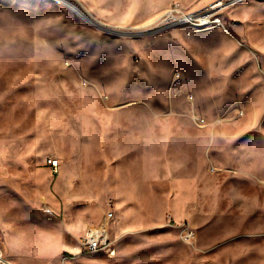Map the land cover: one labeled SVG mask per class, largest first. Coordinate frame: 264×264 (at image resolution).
Listing matches in <instances>:
<instances>
[{
    "label": "rangeland",
    "instance_id": "374dc122",
    "mask_svg": "<svg viewBox=\"0 0 264 264\" xmlns=\"http://www.w3.org/2000/svg\"><path fill=\"white\" fill-rule=\"evenodd\" d=\"M109 209L116 255L66 264H264V0H0V224L77 247Z\"/></svg>",
    "mask_w": 264,
    "mask_h": 264
},
{
    "label": "crops",
    "instance_id": "0c3cea01",
    "mask_svg": "<svg viewBox=\"0 0 264 264\" xmlns=\"http://www.w3.org/2000/svg\"><path fill=\"white\" fill-rule=\"evenodd\" d=\"M105 112L103 114L99 113L98 116L102 121H104V134L101 136V153L104 152V158L109 163V165H116L115 166V172L122 174L121 171H123V146H122V140H123V131L121 124L118 123L120 119H118L120 116H122L121 110L123 109L121 105L117 104H105L103 108H101ZM114 149L113 156L111 155V151ZM27 157H32L31 155H25ZM113 158V160H112ZM59 159V158H58ZM60 161V159H59ZM27 164V163H26ZM25 166V165H24ZM60 167H61V161H60ZM112 167V166H111ZM27 169V165L24 167ZM67 172L68 169L65 167ZM65 171L62 172L61 175H63ZM81 172L80 168L78 173ZM59 182V180H58ZM57 182V183H58ZM80 180L76 178H72V180L69 183V179L64 180V178L60 179L61 188H66L67 190L70 188L71 191H75V187L79 185ZM59 187V183H58ZM253 201L252 205H259L260 199L256 198ZM44 202V201H42ZM89 203V202H88ZM32 203L31 205H33ZM72 204V203H71ZM37 206L36 204H34ZM73 206V205H72ZM36 215H41L45 218L46 221L53 220L52 218H48V213L43 214L41 211H39L38 208H36ZM101 219V218H100ZM1 221V220H0ZM4 221V220H3ZM57 220L54 219V222ZM2 222V221H1ZM88 221L84 225L77 227L78 230L83 229L82 231H85V227L90 225ZM97 222V221H96ZM115 222V221H114ZM0 236H1V245L2 249L4 251L5 256L12 264H66V261H63V253L66 251L76 253L79 249L78 247H75L69 243L67 238V233L64 232L63 234V243L61 248L58 249H48V248H41V249H26L25 245V238L24 233L22 229L15 227L12 224H8L7 222H3L0 224ZM84 227V228H83ZM82 232V234H83ZM81 234V235H82Z\"/></svg>",
    "mask_w": 264,
    "mask_h": 264
},
{
    "label": "built area",
    "instance_id": "2783aa9c",
    "mask_svg": "<svg viewBox=\"0 0 264 264\" xmlns=\"http://www.w3.org/2000/svg\"><path fill=\"white\" fill-rule=\"evenodd\" d=\"M176 11L172 10L168 14L167 20H173V21H178L182 22L180 18L175 14ZM173 16L170 18V16ZM192 15L193 14H189ZM194 20L195 15L193 16ZM197 122L201 124L204 119L197 116ZM47 165L50 167V169L54 173H59L60 171V161L56 157H49L47 159ZM44 211L48 214H52L53 211L52 209L46 205L44 206ZM115 216V213L112 209L107 210L104 215L102 216L101 220L95 225H89L86 227L85 231L83 234L78 238V251L76 253H73L74 255L78 254H92V253H103L107 254L108 256H114L116 255L117 252V247H116V240L112 238V228H111V223L113 222V218ZM0 264H12L7 257L4 254V251L2 249V245L0 242Z\"/></svg>",
    "mask_w": 264,
    "mask_h": 264
},
{
    "label": "bare ground",
    "instance_id": "6f19581e",
    "mask_svg": "<svg viewBox=\"0 0 264 264\" xmlns=\"http://www.w3.org/2000/svg\"><path fill=\"white\" fill-rule=\"evenodd\" d=\"M170 16V15H169ZM194 16V15H193ZM192 15H189V14H185L182 18H180V20L182 21V22H190V21H192V20H194V17H193ZM171 17H173V16H170V18ZM202 19V22H200L199 24H205V23H207V22H209V21H207V19L206 18H201Z\"/></svg>",
    "mask_w": 264,
    "mask_h": 264
},
{
    "label": "water",
    "instance_id": "95a60500",
    "mask_svg": "<svg viewBox=\"0 0 264 264\" xmlns=\"http://www.w3.org/2000/svg\"><path fill=\"white\" fill-rule=\"evenodd\" d=\"M121 34L127 35V33H121Z\"/></svg>",
    "mask_w": 264,
    "mask_h": 264
}]
</instances>
